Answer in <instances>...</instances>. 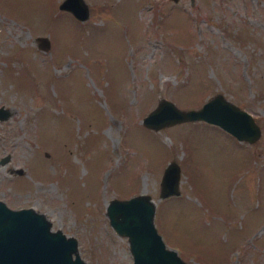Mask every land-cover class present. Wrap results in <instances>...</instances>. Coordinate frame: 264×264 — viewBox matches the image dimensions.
<instances>
[{"label":"rangeland","instance_id":"rangeland-1","mask_svg":"<svg viewBox=\"0 0 264 264\" xmlns=\"http://www.w3.org/2000/svg\"><path fill=\"white\" fill-rule=\"evenodd\" d=\"M59 1L0 0V197L75 235L83 264H130L105 205L139 192L188 264H264V0H84L83 19ZM217 92L258 136L142 122L162 96ZM171 159L179 191L160 197Z\"/></svg>","mask_w":264,"mask_h":264},{"label":"water","instance_id":"water-1","mask_svg":"<svg viewBox=\"0 0 264 264\" xmlns=\"http://www.w3.org/2000/svg\"><path fill=\"white\" fill-rule=\"evenodd\" d=\"M65 8L80 19L88 14L84 0H60ZM8 107L0 104V118ZM182 119H204L217 123L238 139L252 140L259 134L258 124L250 112L225 98L220 92L205 99L198 107L180 108L162 96L142 116L146 126L157 128ZM9 152L0 155L6 161ZM17 173L21 167L14 168ZM179 166L173 159L163 167L158 196L178 193ZM154 200L147 192L125 197H111L105 213L114 230L124 234L132 257L130 264H188L177 250L166 245L153 222ZM77 238L60 227H51L46 214L32 205L9 206L0 198V264H83Z\"/></svg>","mask_w":264,"mask_h":264}]
</instances>
